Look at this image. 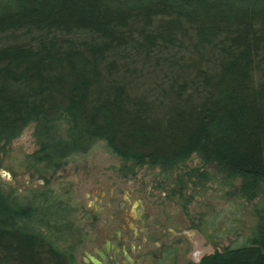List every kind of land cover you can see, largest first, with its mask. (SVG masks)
<instances>
[{"label":"trees","instance_id":"trees-1","mask_svg":"<svg viewBox=\"0 0 264 264\" xmlns=\"http://www.w3.org/2000/svg\"><path fill=\"white\" fill-rule=\"evenodd\" d=\"M29 124L45 168L97 142L164 173L195 154L238 179L233 195L264 197V0H0V146ZM65 206L0 185V264H75ZM256 212L197 264H264Z\"/></svg>","mask_w":264,"mask_h":264},{"label":"rangeland","instance_id":"rangeland-1","mask_svg":"<svg viewBox=\"0 0 264 264\" xmlns=\"http://www.w3.org/2000/svg\"><path fill=\"white\" fill-rule=\"evenodd\" d=\"M36 148L31 124L0 146V185L22 199L48 192L64 202L80 235L68 239L75 264H86L84 252L107 228L119 231L127 250L133 245L128 254L134 264H197L214 249L241 244L258 223L256 208L264 205L263 196L233 195L238 179L227 181L212 165L202 167L195 154L164 173L123 164L103 142L58 168L31 163ZM191 168L206 170L210 179H190Z\"/></svg>","mask_w":264,"mask_h":264},{"label":"flooded vegetation","instance_id":"flooded-vegetation-1","mask_svg":"<svg viewBox=\"0 0 264 264\" xmlns=\"http://www.w3.org/2000/svg\"><path fill=\"white\" fill-rule=\"evenodd\" d=\"M133 236H135V233ZM131 247H133V245L129 244L127 250L124 239L119 238L118 230L110 231L107 228L103 236L96 241L94 246L90 248L88 252H84V262H86V264H93L88 257V255H92L97 258L101 264H134V258L128 254V251H131ZM98 253L101 254V257H99Z\"/></svg>","mask_w":264,"mask_h":264},{"label":"water","instance_id":"water-1","mask_svg":"<svg viewBox=\"0 0 264 264\" xmlns=\"http://www.w3.org/2000/svg\"><path fill=\"white\" fill-rule=\"evenodd\" d=\"M98 254H99V257H101V254H100V253H98ZM88 257H89L90 261H91L93 264H101V262H100L97 258H95L94 256H92V255H88Z\"/></svg>","mask_w":264,"mask_h":264}]
</instances>
